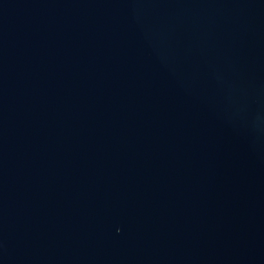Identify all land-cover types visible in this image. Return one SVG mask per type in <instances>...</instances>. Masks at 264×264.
Returning <instances> with one entry per match:
<instances>
[{"label":"water","instance_id":"water-1","mask_svg":"<svg viewBox=\"0 0 264 264\" xmlns=\"http://www.w3.org/2000/svg\"><path fill=\"white\" fill-rule=\"evenodd\" d=\"M0 264H264V0H0Z\"/></svg>","mask_w":264,"mask_h":264}]
</instances>
